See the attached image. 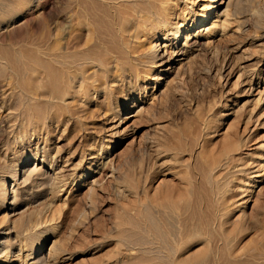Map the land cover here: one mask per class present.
Masks as SVG:
<instances>
[{
  "label": "rangeland",
  "instance_id": "rangeland-1",
  "mask_svg": "<svg viewBox=\"0 0 264 264\" xmlns=\"http://www.w3.org/2000/svg\"><path fill=\"white\" fill-rule=\"evenodd\" d=\"M232 1L223 29L179 46L178 25L204 0H170L166 52L152 56L162 40L152 35L134 45L155 61L141 79L116 80L111 62L95 67L86 91L71 72L74 97L51 99L35 126L21 82L35 78V97L49 101L55 82L39 89L46 75L31 73L30 51H73L86 30L75 1L0 0V188L11 182L7 205L23 210H4L0 195V239L37 219L67 241L58 264H264V174L253 177L264 168V0ZM28 158L38 172L26 180L18 167Z\"/></svg>",
  "mask_w": 264,
  "mask_h": 264
},
{
  "label": "bare ground",
  "instance_id": "bare-ground-1",
  "mask_svg": "<svg viewBox=\"0 0 264 264\" xmlns=\"http://www.w3.org/2000/svg\"><path fill=\"white\" fill-rule=\"evenodd\" d=\"M34 1L35 0H29V2H34ZM72 1L73 2L75 1V5H77L78 7V10L76 12L77 14H75V16L77 17V19H75L77 30L78 31H82L83 29L86 30L87 39L85 43H83L84 45H81L83 47H81L79 44H78L79 46L76 44L75 47H73V49L75 48L73 51L72 50L69 51L65 49L64 52H59L56 54L53 50L50 51L53 53H50L46 50L44 52L43 50L41 54L40 53L41 50L35 48L33 51H30L31 54L29 53L30 54L29 56L31 57L30 60L34 63V66L31 63L33 68L30 69L34 70L31 71V73L37 71L39 72L40 70L46 75V77H44L45 79H41V81H38L40 82L39 89L41 90V88H46V86L49 85L46 79L48 78L50 80L51 76L53 79L50 80V82L52 81L51 83L49 82L50 85H52V83L55 82L52 86H50L52 87V94H50V96L51 95L53 96L49 98L50 101L48 100V98L45 99L43 97L42 98L44 100H41L42 99L40 98L41 96L39 97L40 99L38 97L37 98L35 97L36 95H38V90L37 93L35 92L36 94L33 93L35 91L33 89L34 85L38 86V83L35 84L36 83L35 78L34 80L32 78V80L21 82L22 87H20V89L21 88L24 89L23 90L24 93L25 92L26 93L30 92V94L33 93L34 95L33 97H35L34 99H31L33 98L31 96L32 94L31 95L29 94L26 95V93L23 94L26 96L25 97L26 99L30 98L31 100L29 103L30 105L29 108L30 110L32 109L33 112L32 111L31 112L33 114L32 113L31 114L34 116L30 117L29 122H31L35 126H39L40 121L46 118L45 116L46 115L48 116L49 112L51 113L50 110L52 109L51 108L53 105L52 102L54 100L57 101L58 99H60L62 100L61 102H63L62 104H67L68 102L66 103L65 96L70 95L71 97H74L73 92H77V91L73 89L74 87L72 88L71 81L76 79L75 77L76 73L82 75L81 84H85L84 88H86V91L89 90L87 89L88 81H89L88 79H90L88 77H91L92 73L94 74L95 67L101 68L106 71L108 68H110L111 62H113L112 65L113 67H115V71H113V73L110 72V74H112L111 76H113V78H115L116 80L117 78H119V80L126 79L127 76L129 77L132 76L135 78V80H139L142 78V75L145 72L144 67L154 66L155 61H152L153 59L152 60L150 59V61H146L145 59L138 58L134 50L135 43L137 41L139 42V39L141 37L142 39H144L149 35H152L153 38H157V37L162 38L161 41L159 39H156L153 45L154 49L152 52L153 54L152 56H157V57L159 56V52L161 50H163V52L165 53L166 52L165 47L170 45L168 42L171 39H168V36L166 35V30L168 29V26H170L171 24V17L168 13V11H170V8H172L170 7L171 4H169L170 0H158L159 1L158 4L154 2L155 0L154 1L153 0H72ZM200 10L201 11L195 13L193 12L194 14L192 13L193 15L191 16L188 15L184 16V18L182 19L183 24L180 23L178 25L177 30L174 33L175 34L174 37L176 40L175 43H177L179 46L181 45L187 46L195 36L200 37L201 34L202 37L205 35L207 36L209 35L208 38H211L213 34L218 33V30L223 29L231 15V12H233L232 11L233 1L204 0ZM69 19L70 18L67 19V23L69 22ZM71 22L72 21H70V25L69 23L67 24L68 27L69 26L72 27ZM70 31L71 29H68L66 33L69 34ZM75 38L76 37L72 39ZM210 42H212V40L208 39L207 43ZM49 48L52 49V47ZM181 54L184 53L182 52ZM40 68H42V70ZM88 69H92V70L89 71ZM71 72H76L73 73L74 75L73 80L70 78L72 77V74L70 76ZM54 77L56 78L54 79ZM255 77L259 78V74L258 75L256 74ZM56 79H59V81H56ZM154 79L155 77H150V80H154ZM157 79L158 78H156V80ZM22 80L23 79H21V81ZM43 80H45L46 83H44L45 81L43 82ZM80 86L81 85H79L78 87ZM262 95H260L259 97L262 98ZM27 96H29V98H27ZM51 99L54 100L52 101ZM115 120L116 119H114L113 121ZM117 126L118 125L116 123H113L108 127V130L111 132L110 136H114V130L116 129ZM30 156L33 157V155L31 154ZM262 156H263L262 160H264V153L262 154ZM29 158L24 161L20 160L21 162L18 167L20 173L22 172V178H25L26 180L31 179L34 174L36 176V172H38V169L36 168L37 165L35 164V162L30 164ZM35 160H39V158H36ZM42 162H45V160L43 159ZM53 162L55 163V160ZM33 164H35V166L30 168V166H32ZM261 167H263V164L261 165ZM48 168L53 169V165H50ZM258 170L259 172L254 174L253 177L262 176L264 174L263 172L264 168ZM12 176L14 177L12 181H16L18 178H21L18 177L17 171L14 172ZM55 177H53V181ZM253 181L256 182L257 180L255 179ZM243 184L247 185L248 183L244 182ZM242 192H243L242 196H249L252 192V189L246 187L242 189ZM0 195L2 201L6 200L5 206H3L4 210H11L13 211V213L17 211L15 214L23 212V210H15L16 206L14 205L11 206L12 208L9 205H7V203L10 200L12 201H10L9 204H14L15 202V197L13 198V194L11 191V182L5 180L3 187L0 188ZM245 199H243L240 203H238V205L246 203L248 199L246 200ZM5 214H7V212ZM35 221L28 220L27 222H23L19 230H17L15 233L16 234L15 237L16 238L19 237L15 240L11 239L12 237L9 236L10 235L9 231L3 233V234L8 233V235H5L7 239L6 238L3 240L0 239V264H6V263L9 264L13 260H18L19 264H25L29 259H33V260L28 264H58L62 260H65L70 257L68 256L69 254L67 250V241H65L66 239L64 240L58 238L57 237L58 235L56 236V234H54L57 232V231L55 232V230L54 232H52L51 235H48L46 230L41 229L43 226H45V224H43L45 222L39 220H37L38 222ZM16 240H18V242L20 243L18 244L19 245L18 248L15 243ZM45 245H46V249L44 251L42 250L41 252V248ZM35 253L36 256L35 257L32 256L35 255Z\"/></svg>",
  "mask_w": 264,
  "mask_h": 264
}]
</instances>
